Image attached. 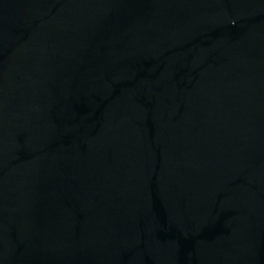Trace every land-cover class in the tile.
<instances>
[{"label":"water","instance_id":"obj_1","mask_svg":"<svg viewBox=\"0 0 264 264\" xmlns=\"http://www.w3.org/2000/svg\"><path fill=\"white\" fill-rule=\"evenodd\" d=\"M0 264H264V0H0Z\"/></svg>","mask_w":264,"mask_h":264}]
</instances>
